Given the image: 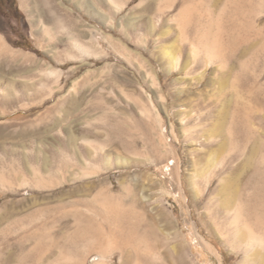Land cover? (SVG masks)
Returning a JSON list of instances; mask_svg holds the SVG:
<instances>
[{"label": "rangeland", "instance_id": "1", "mask_svg": "<svg viewBox=\"0 0 264 264\" xmlns=\"http://www.w3.org/2000/svg\"><path fill=\"white\" fill-rule=\"evenodd\" d=\"M263 206L264 0H0V264H252Z\"/></svg>", "mask_w": 264, "mask_h": 264}, {"label": "bare ground", "instance_id": "2", "mask_svg": "<svg viewBox=\"0 0 264 264\" xmlns=\"http://www.w3.org/2000/svg\"><path fill=\"white\" fill-rule=\"evenodd\" d=\"M225 200H226V198H225ZM260 211H262V210H260ZM257 215L255 213L251 215V219L255 220V223L252 224L253 228H254L253 231H255V232L252 233L253 235H251V237L249 239L250 243H248L249 247L251 245L250 250L253 251V253L250 254L249 252H246L247 253L246 256H247V259L252 262V264H264V253L262 252V251H264V238L261 236V233L264 234V227H263L264 224H262V222H260V220H259V219H261V217H260L261 215L260 216L259 215L257 216Z\"/></svg>", "mask_w": 264, "mask_h": 264}]
</instances>
